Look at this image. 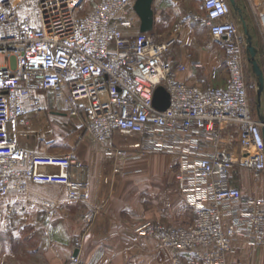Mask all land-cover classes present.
Returning a JSON list of instances; mask_svg holds the SVG:
<instances>
[{"label": "built area", "instance_id": "built-area-1", "mask_svg": "<svg viewBox=\"0 0 264 264\" xmlns=\"http://www.w3.org/2000/svg\"><path fill=\"white\" fill-rule=\"evenodd\" d=\"M134 1L101 0L79 16L82 0H0V200L32 184L62 186L70 202L86 198L71 153L33 152L17 141L16 126L41 110L37 93L50 92L71 121L81 117L90 139L113 141L107 156L174 158L176 189L194 220L146 222L134 228L137 236L170 251V264H229L235 239L264 244V199L244 195L230 181L235 169L264 179V123L248 104L244 40L228 0H200L205 14L197 21L212 43L222 44L227 79L221 88L185 85L176 79L185 67L164 58L174 38L156 42L132 33L139 22ZM263 2L257 9L264 24ZM257 61L264 74V51ZM158 87L169 94L164 111L153 106ZM39 206L47 218L56 216L54 201ZM92 220L91 212L83 218ZM67 264H79L78 257Z\"/></svg>", "mask_w": 264, "mask_h": 264}, {"label": "crops", "instance_id": "crops-1", "mask_svg": "<svg viewBox=\"0 0 264 264\" xmlns=\"http://www.w3.org/2000/svg\"><path fill=\"white\" fill-rule=\"evenodd\" d=\"M85 1L92 7L101 2L82 0V3ZM239 1L235 0L236 4ZM152 11L153 29L148 35L156 42L174 38L164 58L173 66L185 67L177 73V81L201 88L224 87L227 79L224 49L221 43L210 41L206 29L197 21V17L205 14L201 1L153 0ZM139 24L133 34L139 33ZM176 25H181V29L174 33ZM37 96L41 110L16 126L17 141L33 152L71 153L76 162V178L85 183L86 198L70 202L62 186L32 184L26 192H12L1 199L0 264H67L75 252L79 264H170V251L160 250L152 239L134 233L135 227L148 222L147 212L140 211L137 215L122 198H109L115 180L108 177L121 164L115 157H110L114 161H105L113 141L99 144L83 132L81 142L72 149L63 153L52 151L50 142L39 137V132L46 131L48 124L55 131L58 124L70 119L63 101L53 93L39 92ZM72 121L82 126L81 117ZM136 170L142 169L137 166ZM247 178V174L241 175L236 186L244 194L252 192L258 196V187L248 188ZM44 200L57 204L55 217L45 216L39 206ZM88 212L93 213L91 224L83 221ZM232 246L229 264H264V244L256 247L244 238H237Z\"/></svg>", "mask_w": 264, "mask_h": 264}, {"label": "rangeland", "instance_id": "rangeland-1", "mask_svg": "<svg viewBox=\"0 0 264 264\" xmlns=\"http://www.w3.org/2000/svg\"><path fill=\"white\" fill-rule=\"evenodd\" d=\"M257 4H259L257 0L239 1L236 6L240 9L241 13H238L236 9L231 7V17L237 26L239 36L244 40L243 50L246 59V36L244 29L249 33L252 45L257 50L256 59L264 51V24L258 15ZM91 9L90 2L85 1L80 3L77 15H86ZM244 77L248 86V104L251 113L257 119H264V86L262 92L258 95L257 78L252 74L251 66L247 60L244 67ZM48 126L49 128L46 131L39 132V137H45V141L50 142L49 149L52 151L55 150L57 153H63L65 150L72 149L81 142L84 130L81 124H78L76 121L66 120L64 124H58L55 131L52 126L49 124ZM119 140L122 143H129L135 141L136 138L129 140L120 138ZM112 160L114 161L110 157L105 158L107 162ZM120 161L121 164H117L115 167L116 172L114 171L115 173L111 177H108L109 180H115L113 192L108 193L109 198L113 196L122 198V202L125 201L127 206L131 207L137 215H139L140 211L147 212L148 222L172 226H186L192 223L195 216L194 211L187 205L184 198L176 189L174 179L176 162L173 157L165 153L150 152L145 156H141L136 161L127 159H120ZM137 166L142 170H136ZM243 174H247L248 188L258 187V196H255L252 192L248 194L242 193L247 196L251 195L258 199H264V179L255 180L248 173L240 169H235L231 174L230 181L232 186H236V183L241 180L240 178ZM86 193L87 191H85Z\"/></svg>", "mask_w": 264, "mask_h": 264}, {"label": "water", "instance_id": "water-1", "mask_svg": "<svg viewBox=\"0 0 264 264\" xmlns=\"http://www.w3.org/2000/svg\"><path fill=\"white\" fill-rule=\"evenodd\" d=\"M230 7L236 9L238 13H241L240 9L236 6L235 0H228ZM153 0H135L133 4V11L139 19V32L150 33L153 29ZM245 27V26H244ZM246 36V55L247 62L251 66L252 74L257 78L258 83V95L262 92L264 86V74L256 59L257 50L253 47L251 37L246 29H244ZM153 106L158 111H164L169 106V94L162 88L158 87L153 95ZM261 123H264V119L258 118ZM264 198V197H263ZM76 255V252L74 253Z\"/></svg>", "mask_w": 264, "mask_h": 264}]
</instances>
